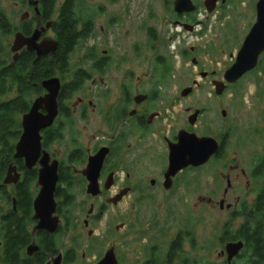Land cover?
<instances>
[{"label": "flooded vegetation", "instance_id": "af4514ba", "mask_svg": "<svg viewBox=\"0 0 264 264\" xmlns=\"http://www.w3.org/2000/svg\"><path fill=\"white\" fill-rule=\"evenodd\" d=\"M173 1L161 0L163 4L161 12H156L153 6L145 7L146 10L142 13V20L132 22L124 29L123 34H127L132 38L125 58L130 60L136 57L141 64L149 62V68L145 72L137 75L132 69L127 70L121 84L116 87L102 86L101 84L94 85L96 80L103 83V79L112 65L113 55L108 53V50H102L100 55H96V52L94 53L95 48L91 44L86 49L82 58L87 68L80 67L77 69L69 83L71 84L75 81L74 78L76 75L79 85L64 84L55 76L60 82L56 96L57 112L52 124L40 131V137L41 150L48 155L49 164L52 162L57 163V182L53 197L55 201L54 216L58 219V225L53 233L36 229L37 220H33V200L39 191L37 179L40 167L37 162L31 169H26L23 160L14 159L12 156L13 161L21 162L23 170L32 171L36 169L35 181L31 186L32 200L30 206L21 203L22 201L18 204L14 196L11 197V209L19 218L23 210L29 214V223L27 224L29 240L18 256L21 261L24 259H29L32 262L41 260L44 261L43 264H51L54 258L60 256V264H98L107 253H112L116 264H174L182 249L181 231L177 237L169 241L166 252H162V249L156 242L150 247H144L136 256L133 254L132 248H128L126 257H123L120 254V249L117 244L111 242L101 246L100 242L102 240L105 242L109 238L105 231L103 232V236L96 234L94 226L100 225L107 206H118L132 194L135 189V184L136 188L139 186V183L148 184L151 187L161 188L165 194H169L176 189L182 174L198 171L213 163H223L229 169L228 172L221 173L225 187L218 199L213 197L215 194L202 196L200 199L205 205L217 206L220 211H226L230 215V220H242V223L233 232H228L229 230L224 231L220 242L223 243V240L227 243L243 242L242 240H234L233 238L244 234L242 231L243 227L249 220L247 211L256 204V201L262 194L264 176L258 177L257 174L264 169V152L253 162L249 173L241 169L240 173H238L240 175L232 176L231 172L236 171L237 166L234 167L229 164L224 149V141L210 136L198 135L195 132L198 119L202 115V110L191 108V105H187V101L195 95L197 90L204 87L207 88V85H209V92L215 94V84L218 83L225 85V88L221 92V95H223L235 87L246 76L255 71L260 72L264 63V51L258 57L256 68L244 74L234 84L223 82L225 71L233 64L236 57L235 55L234 59H231L232 54L230 53L228 57L231 64H228L224 69L219 67L218 71L200 70L198 71L199 81L192 79L188 86H177L175 84L178 82L176 72L182 68L183 63L189 61L195 68L200 63L197 54L202 49L199 48L198 41L202 40L201 37L207 36L209 29L212 33L213 25L216 24L215 21L212 23H207L206 21L211 18L216 20L222 12H233L235 4L239 3L240 5L241 3L238 2L239 0H217L207 10L203 6V3L202 6H199L191 0L195 6V10L189 13L178 14L173 10ZM258 1L253 0L252 4L248 7L251 17H249V20L251 19L249 24L246 23L242 28L241 26L230 25L232 30L236 27L242 32L241 38L238 39L240 42H238L239 46L238 49L236 48V53L256 21V4ZM36 2L38 13L35 12L33 5H29V0H21L22 6L31 10L32 15L30 16L29 13L25 12L22 15L26 14L27 16L24 19H21L22 15L20 16L18 26L14 27L10 25L17 30L22 27L31 29L32 34L33 30L45 28L47 24H50L46 31L52 32V40L55 41L53 23L59 19V9L66 0H63L59 7L58 0H55L48 20H43L39 0H36ZM77 6L76 8L78 9L79 5ZM81 9L79 8V10ZM0 15H3L9 21L1 9V1ZM87 16L85 17L84 14L82 16L83 21L77 26V32L80 35L79 44H85L91 40L94 41L97 34L93 18L89 15ZM116 24H112V26ZM98 28L101 32H105L106 30L103 26H99ZM219 28L218 26L217 30L213 29L214 32L218 31ZM221 28L229 38L226 25L223 24ZM107 35L113 38L111 33ZM116 35L118 33H115V37H117ZM40 40L47 39L40 37ZM213 40H208L204 48L211 44L214 45L215 43L211 42ZM47 55H50V53ZM4 62L5 59L3 58V65ZM88 82L93 84V86H86ZM92 88L98 89L100 95H106L105 98L112 93V89H115L114 93L116 97L112 103H107L105 107L99 108V104L88 100L85 94L82 96L77 95L78 93H86L87 90H91ZM185 91L189 92L186 96H183L182 93ZM44 95L45 91L42 89L40 95H34L35 98L31 101V105L35 99ZM182 100L186 103L185 108L182 107ZM222 112L225 113V111ZM40 113L45 114L43 110H40ZM95 113L102 117V128L100 129L102 135L93 136L94 145L92 148L85 149L80 144L81 132L79 131L78 123L85 121L89 118V115ZM194 114H197V117L191 125L188 119ZM180 132L193 134L198 138H213L218 144V150L204 165L187 167L179 171L170 178L169 188L166 189L164 185L167 182L165 175L168 169L169 146L177 143V136ZM44 137H46L45 148L42 146V139ZM59 143H63L65 148L62 151H55L53 147ZM151 150H154L159 165L137 166L138 171H142L146 175L133 181V172L131 169L133 168L134 162L138 158L140 162L147 159L143 155L146 154V151ZM98 153H103V159L96 179L97 193L93 196L87 193L89 182L83 172L87 170L89 160ZM124 162H127L130 167H124ZM14 163H11L9 166L15 167L17 174H19V179L15 185H11L13 187L12 189L24 178V171L19 169L16 166L17 164ZM243 180L247 187L251 181H260L259 183H262L250 201L244 198L243 195L239 196L234 193L237 187L236 183H240ZM4 186L7 187L8 185ZM75 191L82 193V200L75 194ZM85 202L88 203V209L80 219V224L83 230H86V240L88 243L84 244L81 236L76 235L74 238L68 239L66 245L62 248L63 245L57 239L61 237L60 235L65 236L71 229L77 228L79 220L75 218L74 211L76 209L79 211L83 210ZM150 226L153 229L158 227L156 222L154 224L150 223ZM136 227L137 225L133 220H126L114 224L112 227H108L106 231L119 233L125 230L130 237ZM227 228L230 229V226ZM228 239L233 240L230 241ZM129 240H132V237ZM2 242L3 237L0 236V249H2ZM43 243L49 245L50 250H46ZM190 243L194 244V240L191 239ZM31 246L36 247L37 250L29 255L28 248ZM243 251L244 247L228 263L223 248L219 253V258L223 259V264H236V261L246 257ZM87 253H92L93 257H91V260L87 259ZM191 264L199 263L194 259Z\"/></svg>", "mask_w": 264, "mask_h": 264}, {"label": "rangeland", "instance_id": "374dc122", "mask_svg": "<svg viewBox=\"0 0 264 264\" xmlns=\"http://www.w3.org/2000/svg\"><path fill=\"white\" fill-rule=\"evenodd\" d=\"M0 1L3 13L14 27L18 26L19 18L23 13L27 12L30 16L32 15L31 10L22 6L21 0ZM193 1L202 6L204 0ZM62 2L63 0H58V7ZM238 2L241 4H235L233 12H222L216 20L211 18L206 21L207 23L215 21L216 24L213 25V29L217 30L218 26L220 28L215 32L212 29V33L209 29L207 36L201 37L202 40L198 41L199 48L202 49L197 54L200 63L197 68L193 67L189 61L183 63L182 68L176 72L178 82L175 84L177 86H188L192 79L199 81L198 71L200 70L218 71L219 67L224 69L228 64H231L228 55L231 53V59H234L236 48L238 49L239 46L238 42H240L238 39L241 38L242 32L236 27L232 30L230 25L233 24L242 28L246 23L249 24L251 19L249 20L250 9L248 7L253 0H239ZM147 6H153L156 12H161L163 4L161 0H82L79 5V8L82 9H77L78 16H81L84 12L92 17L97 34L94 41L79 44L75 48L69 59L67 73L63 75L56 74V77L62 83L69 84L77 69L80 67L86 69L87 66L82 58L91 44L95 48L94 53L96 52V55H100L102 50H108V53L113 55L112 65L104 77L103 83L96 80L94 85L101 84L102 86L116 87L121 84L127 70L132 69L137 75L148 70L149 62L141 64L136 57L130 60L125 58L132 38L127 34H123L124 29L132 22L142 20V13H144ZM112 24L116 25L112 26ZM223 24L228 29L229 38L221 28ZM99 26H103L106 33L99 31ZM14 33L12 32L4 37L0 36L1 59L4 58L7 62L12 59L9 48ZM109 33L115 39L107 35ZM115 33H118L117 37H115ZM41 38L52 40V32L45 31ZM211 39H214L211 42L215 44L204 48L207 41ZM2 50L8 51L9 54L4 57ZM204 85L206 86V84ZM86 86H93V84L88 82ZM208 86L197 90L195 95L187 101V105H191V108L202 110L195 132L198 135L210 136L224 141V149L229 164L234 167L237 166V170L231 172L232 176L240 175L238 173L241 169L249 173L253 162L264 152V63L260 72L255 71L246 76L223 95L217 96L213 92H209ZM98 91V89L92 88L87 90L86 93H78L77 95L82 96L85 94L88 100L99 104V108L105 107L107 103H112L116 97L115 89H112V93L107 95L106 98V95H100ZM34 98L35 96H31V101ZM182 107H186L184 100H182ZM222 111H225L224 117L221 115ZM101 122L102 117L95 113L89 115V118L85 121L78 123L82 147L85 149L92 148L94 145L93 136L102 135V132H100ZM53 148L55 151H62L65 147L63 143H59ZM145 153L143 156H146L147 159L140 162L138 158L133 164L131 169L133 181L146 175V173L138 171L137 166L159 165L154 150ZM123 165L127 168L130 167L127 162H124ZM228 171L229 169L223 163H213L198 171L182 174L176 189L169 194H165L161 188L151 187L148 184L139 183L137 188L135 184L132 194L118 206H107L100 225L94 226L96 234L103 236L105 231L109 238L105 242L102 240L100 242L101 246L113 242L118 245L120 254L126 257L128 248H132L133 254L136 256L144 247H150L157 242L162 252H166L169 241L177 237L181 231L182 249L174 264H191L194 259L199 264H223V259L219 258V253L227 242L224 240L223 243L220 242L222 234L228 230V232H233L242 223V220H230V215L226 211H220L217 206L205 205L200 197L215 194L213 197L218 199L225 187L221 173ZM259 182L251 181L248 187L244 180L240 183L237 182L238 188H235L234 193L239 196L243 195L244 198L250 201L262 184ZM7 187V191L12 193L13 187L11 185ZM79 193L75 191V194L82 200V193ZM3 208L4 210L8 209L7 206ZM87 209L88 203L85 202L83 210L76 209L74 211V216L79 220V225L76 229L73 228L67 232V235H60L61 237L57 239L63 245L62 248L66 245L68 239L70 240L76 235L81 236L84 244L88 243L86 230H83L80 224V219ZM126 220H133L137 225L130 237L125 230L119 233L106 231L108 227ZM154 222L158 226L155 229L150 226V223L154 224ZM228 226H230V229L227 228ZM131 237L132 240H129ZM191 239L194 240V244L190 243ZM86 257L91 260L92 253H87ZM246 262L247 258L245 257L235 263L246 264Z\"/></svg>", "mask_w": 264, "mask_h": 264}, {"label": "trees", "instance_id": "16d2710c", "mask_svg": "<svg viewBox=\"0 0 264 264\" xmlns=\"http://www.w3.org/2000/svg\"><path fill=\"white\" fill-rule=\"evenodd\" d=\"M54 3L55 0H39L43 20H48ZM80 4L81 0H66L59 9V19L53 23L57 47L50 55L37 58L35 53L22 49L15 61L5 60L3 65L0 52V236L3 237L0 264H43L44 262L41 260L32 262L29 259L21 261L18 257L29 240L27 233L29 214L23 210L19 218L11 209V197L14 196L18 204L22 201L21 203L30 206L31 186L35 181L36 169L23 170L21 162L13 161L12 156L21 134L20 119L30 108L31 96L41 94L42 81L55 77L56 74L63 75L68 71L69 59L79 44L80 35L77 26L83 21L84 14L88 17L83 12L78 16L76 6ZM12 32H21L28 36L31 34V29L26 27L14 29L9 21L0 15V36H7ZM2 53L4 57L9 54L5 50H2ZM74 80L69 85H79L76 75ZM45 140L46 137L42 139L44 148ZM11 163L17 164L16 166L24 171V178L14 187L12 193H9L2 181ZM257 176H264V169ZM4 206L8 209L4 210ZM247 215L249 220L243 227L244 234L233 239L244 242L246 264H264V186L260 198L247 211ZM43 245L46 250H50L49 245L46 243Z\"/></svg>", "mask_w": 264, "mask_h": 264}, {"label": "water", "instance_id": "95a60500", "mask_svg": "<svg viewBox=\"0 0 264 264\" xmlns=\"http://www.w3.org/2000/svg\"><path fill=\"white\" fill-rule=\"evenodd\" d=\"M217 0H204L203 6L209 10L210 6L215 4ZM29 5H33L35 12L36 0H29ZM173 10L178 14L185 12H193L195 6L191 0H174ZM27 15H22L24 19ZM50 24L45 28L33 30L30 36H24L20 32L14 34V38L10 47L12 60L15 61L19 52L25 49L28 52L35 53L37 58L53 53L56 50L57 42L53 40H40L41 34L48 29ZM264 51V0H259L256 4V21L251 27L248 35L242 43L240 49L236 53L233 64L225 71L223 82L234 84L244 74L256 68L258 57ZM40 87L45 91V95L34 100L28 112L21 118V135L15 144L13 158L24 161L26 169H31L38 162V179L37 184L39 191L33 200L34 216L33 220H37V230H44L53 233L58 225V219L54 216L55 201L54 192L57 182L56 168L57 163L49 164V157L42 152L40 131L50 126L56 116V96L60 87L59 79L56 77L44 80L40 83ZM225 88L223 83L215 84V94L221 95ZM189 91L182 93L186 96ZM43 110L45 114H41ZM225 116V113H221ZM197 114L189 117L188 121L192 125ZM218 150L217 142L210 137L198 138L193 134L180 132L177 136V143L169 146L168 169L165 175L164 187L169 188L170 178L179 171L187 167H199L208 162L209 158ZM41 156V157H40ZM103 159V153L92 157L87 166V170L83 174L87 177L88 186L87 193L95 196L96 179L99 168ZM19 174L15 167L9 166L5 178L4 185H15L18 182ZM244 244L241 241L228 243L224 247L227 256V262L230 263L232 258L243 249ZM37 250L36 247H29L28 254ZM61 257L58 256L52 260L51 264H60ZM49 264V263H48ZM98 264H116L112 253H107Z\"/></svg>", "mask_w": 264, "mask_h": 264}]
</instances>
